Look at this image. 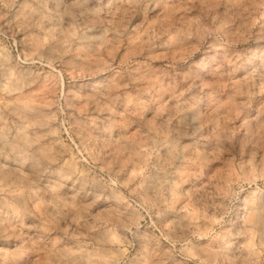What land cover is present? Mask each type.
<instances>
[{"label": "rangeland", "instance_id": "rangeland-1", "mask_svg": "<svg viewBox=\"0 0 264 264\" xmlns=\"http://www.w3.org/2000/svg\"><path fill=\"white\" fill-rule=\"evenodd\" d=\"M0 264H264V0H0Z\"/></svg>", "mask_w": 264, "mask_h": 264}, {"label": "bare ground", "instance_id": "bare-ground-1", "mask_svg": "<svg viewBox=\"0 0 264 264\" xmlns=\"http://www.w3.org/2000/svg\"><path fill=\"white\" fill-rule=\"evenodd\" d=\"M129 54V53H128ZM126 55V54H125ZM110 61L111 62L110 64L107 63L104 68L102 69H97L94 71V76H99L101 75L102 73H107L109 72L110 70H112L115 66H116V63L118 61V67L121 68L123 66V64H126L130 59L132 58H129L128 56H123V57H120L119 58V55H118V52L117 51H114L110 54ZM137 58H140V57H137ZM141 59V58H140ZM153 63V62H152ZM137 65V64H136ZM140 65V64H138Z\"/></svg>", "mask_w": 264, "mask_h": 264}]
</instances>
